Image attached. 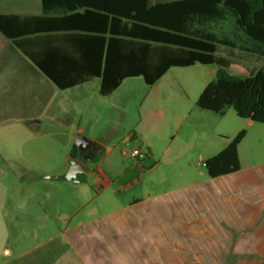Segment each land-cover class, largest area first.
<instances>
[{"label":"rangeland","instance_id":"rangeland-1","mask_svg":"<svg viewBox=\"0 0 264 264\" xmlns=\"http://www.w3.org/2000/svg\"><path fill=\"white\" fill-rule=\"evenodd\" d=\"M212 29L234 43L229 74L244 78L264 67V45L249 41L232 21ZM221 50L225 55L228 49ZM218 76V66L175 67L154 86L141 77L126 79L109 97L100 96L94 81L61 91L60 121L44 118L38 129L15 111L0 116V191L5 197L0 231L5 227L12 234L9 243L0 238V257L6 245L15 250L33 246L36 232L58 233L60 250H65L71 229L102 218L108 232H115L117 216L130 217L117 233L125 247L118 264L132 262L128 246L140 250L141 264L153 259L149 250L178 249L183 243L178 234L191 217L173 203L180 201V188L209 179L207 159L246 131L238 147L242 172L264 164V124H250L232 107L222 116L197 107L202 91ZM154 101L163 116L149 115L150 108L157 109ZM79 134L95 142L98 151L84 161L89 172L76 183L65 176ZM135 150L140 156L130 155ZM133 217L138 223L131 222Z\"/></svg>","mask_w":264,"mask_h":264},{"label":"crops","instance_id":"crops-1","mask_svg":"<svg viewBox=\"0 0 264 264\" xmlns=\"http://www.w3.org/2000/svg\"><path fill=\"white\" fill-rule=\"evenodd\" d=\"M51 1L56 6L45 15L43 0H0V14L28 18L7 27L20 46L0 32V116L15 111L36 129L42 127L44 118L60 121L62 110L57 102L66 90H60L53 77L71 87L67 90L94 81L100 89L99 78L74 83L92 79L94 72L102 70L112 17L104 10L108 0ZM171 1L176 0H149L151 5ZM43 15L44 19H32ZM155 104L159 101L153 102L157 109L150 108L149 115L163 116L164 111ZM84 175H80L81 181ZM3 197L0 191V226L5 225ZM173 207L191 217L178 234L183 243L178 249L149 250L153 259L147 264H264V164L244 173L240 164L236 173L187 184L180 188V201ZM129 218L115 217L112 224L117 231L110 233L102 218L80 224L71 229L72 234L67 235L70 247L62 251L58 233L40 236L36 232L31 247L15 250L6 245L0 264H118L125 247L121 231V235L117 233L130 223ZM131 220L138 223L135 217ZM0 238L9 243L12 234L3 227ZM126 248L132 256L130 264H141L140 250L134 245Z\"/></svg>","mask_w":264,"mask_h":264},{"label":"trees","instance_id":"trees-1","mask_svg":"<svg viewBox=\"0 0 264 264\" xmlns=\"http://www.w3.org/2000/svg\"><path fill=\"white\" fill-rule=\"evenodd\" d=\"M108 2L104 10L112 17L103 68L94 72L92 79L74 84L99 78L100 96L109 97L129 78L141 77L148 86H154L171 68L218 66V80L205 87L197 107L221 116L232 107L239 117L264 124V67L251 70L244 78L229 74L234 43L212 30L214 24L232 21L249 41L264 45V0H176L154 5L149 0ZM54 6L53 1L43 0V14H49ZM20 19L28 18L0 14V32L19 46L7 27ZM222 47L228 49L225 55ZM53 82L60 90L71 88L54 77ZM245 137L246 131H241L223 151L204 162L210 178L240 170L238 147ZM77 153L74 145L71 159Z\"/></svg>","mask_w":264,"mask_h":264},{"label":"water","instance_id":"water-1","mask_svg":"<svg viewBox=\"0 0 264 264\" xmlns=\"http://www.w3.org/2000/svg\"><path fill=\"white\" fill-rule=\"evenodd\" d=\"M92 144H94V142L85 137L84 135L77 136L76 146L80 152H82ZM88 172V168L83 163L79 162L77 159H72L70 169L65 178L67 180H72L76 183H79L81 182L80 175L87 174Z\"/></svg>","mask_w":264,"mask_h":264},{"label":"flooded vegetation","instance_id":"flooded-vegetation-1","mask_svg":"<svg viewBox=\"0 0 264 264\" xmlns=\"http://www.w3.org/2000/svg\"><path fill=\"white\" fill-rule=\"evenodd\" d=\"M98 151V146L94 144L88 146L85 150L80 152L78 150V153L76 155V158L79 162L86 164V162H89L93 159L94 154ZM86 161V162H84Z\"/></svg>","mask_w":264,"mask_h":264},{"label":"built area","instance_id":"built-area-1","mask_svg":"<svg viewBox=\"0 0 264 264\" xmlns=\"http://www.w3.org/2000/svg\"><path fill=\"white\" fill-rule=\"evenodd\" d=\"M130 155H131L132 157H138V156H140V152L137 151V150H135V151L131 152Z\"/></svg>","mask_w":264,"mask_h":264}]
</instances>
